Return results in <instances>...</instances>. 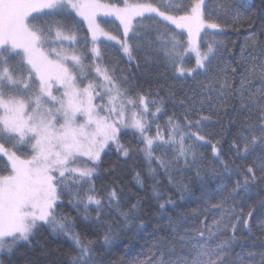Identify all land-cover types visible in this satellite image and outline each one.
I'll return each instance as SVG.
<instances>
[{"label": "trees", "instance_id": "16d2710c", "mask_svg": "<svg viewBox=\"0 0 264 264\" xmlns=\"http://www.w3.org/2000/svg\"><path fill=\"white\" fill-rule=\"evenodd\" d=\"M103 1L151 3L161 12L182 16L190 14L196 0ZM203 12L207 23L219 25L206 27L198 35L202 51L208 53L204 68H198L195 56L188 52L186 29H177L155 13L137 17L128 36L130 55L122 47L120 23L100 18L120 39L101 42L102 69H107L127 98L137 103L144 98L143 136L153 139V154L159 159L150 165L141 134L120 128L118 144L110 143L98 161L86 160L94 170L91 176L68 173L57 186L59 199L53 215L68 231H54L52 225L38 222L27 241L0 251V264H73L79 252L70 239L72 233L91 248L94 264H160L179 256L191 259L200 250L205 259L222 255L225 264H262L264 179L259 169L264 164V145L259 139L255 144L251 141L264 131L259 118V108L264 106V0H205ZM29 23L45 33L46 42L56 40L58 29L76 36L81 60L94 62L90 31L70 9L41 11ZM12 52L10 48L0 51V60L7 57L14 76L30 87L24 90L23 84H5L4 94L34 96L35 75L29 79L23 55ZM181 67L184 73L178 71ZM94 75L98 86H103L101 76ZM132 110L141 113L144 105L138 103ZM174 127L184 134L185 146H191L187 160L177 159L179 135L173 137L177 143H167ZM157 133L164 141L157 139ZM0 142L19 150L13 137L0 134ZM119 145L128 148L129 155ZM250 167L255 180L247 171ZM9 171L0 155V174ZM113 191L115 196H111ZM95 200L100 201L99 207ZM241 210L247 225L232 219L235 231L226 227L229 217ZM217 221H222L219 228ZM223 241L230 244L218 253L217 245Z\"/></svg>", "mask_w": 264, "mask_h": 264}, {"label": "snow or ice", "instance_id": "6c2138e0", "mask_svg": "<svg viewBox=\"0 0 264 264\" xmlns=\"http://www.w3.org/2000/svg\"><path fill=\"white\" fill-rule=\"evenodd\" d=\"M201 3L202 0H196L191 6L189 15L172 16L161 12L151 3L128 4L125 2L124 7L120 8L100 4L98 0H0V47L12 49L13 55L22 54L24 61L30 66L28 78L32 79L34 74L36 83L39 85L34 96L23 98L8 95L6 97L3 91L5 84L9 87H19L23 84L24 90H27L30 85L14 76L13 70L8 66L7 57L0 60L2 65L0 67V110H2L0 134L18 138L22 144L30 143L32 152L30 158L24 159L0 143V153L7 157L10 167V174L0 175V251L5 249L10 251L17 241H27L38 222L52 225L54 231L57 228L62 232L68 231L66 225L57 221L53 215L54 205L59 199L57 186L63 182L68 173H78L81 177L91 176L93 169L69 168L68 165L74 163L80 156H86L91 161H98L101 151L109 141L118 144L120 128H132L141 134L146 145L143 151L150 165L152 161L159 159L153 154V139L143 136L146 131L143 114L147 112L144 98L140 97L138 102L144 105L143 112L127 114L128 109L138 107L137 101L127 98L126 93L120 91L112 77L108 75L107 69L96 66V74L103 77V80L111 87L106 90L109 94L108 106L94 104V99L99 95L95 91L96 86L92 83L83 89L77 86L78 76L73 69H83L81 57L74 53L68 55L55 50H53L57 57L55 60L45 55L39 47L43 39L41 30L35 29L28 23L30 14L42 9L53 12L59 9H73L88 22L93 42H95L98 36L108 35L97 22V13L101 9H108L106 14L116 15L124 26L125 36L129 32L134 17H143L145 13H157L164 20L174 24L177 29H187L189 46L192 47L195 44V37L205 27V21L201 18ZM207 27L215 29L219 25L210 23ZM56 35L63 40H75L74 35H65L59 29ZM110 39L115 40L116 37L110 36ZM122 47L124 52L130 55L126 42L122 43ZM92 51L96 57H99L97 48H93ZM211 51L212 47L209 45L208 52ZM207 59L208 53L201 55L197 49V67L202 68ZM69 63L72 67L68 66ZM178 71L184 73L185 69L181 67ZM80 78H86L83 71L80 72ZM54 85L64 89L59 98L53 95ZM113 92L115 95H112ZM249 102L255 103L251 98ZM101 111H105L106 114L101 115ZM78 117L83 120V123H78ZM259 118L264 121V106L259 108ZM261 128L264 129V123ZM88 129L93 131L89 132ZM171 133L167 143H177L173 137L179 135L177 159L183 157L187 160L191 154V146H185L184 134L179 133L175 127ZM157 139L164 141L159 133H157ZM199 139L203 140V137ZM257 139L261 145H264V131L259 138L253 137L251 143L255 144ZM119 147L125 156L129 155L128 148L123 145ZM247 149L246 144L245 151ZM213 151H216L215 147ZM159 164L167 167L164 161H159ZM259 170L262 174L261 179H264V164ZM247 171L255 180L253 169L250 167ZM237 187L240 185L238 184ZM244 187L247 188V178ZM115 195L113 191L111 196ZM88 200L93 202L94 198L89 196ZM94 202L99 207L100 201ZM124 215L127 216V214ZM243 215L241 210L239 214L230 216L229 225L226 227L230 226L235 231L236 225L231 224L232 219L247 225L248 221L243 219ZM248 215L251 216L252 213L249 212ZM221 223L222 221H217L216 227L219 228ZM200 238L203 239V236L201 235ZM70 239L79 252L78 256L73 257V264H94L91 248L81 241L79 235L72 233ZM105 242H108V236L105 237ZM229 244L230 241L218 244V253H223ZM192 248H197V245H192ZM204 257L205 252L200 250L191 259L187 256H179L175 261L161 260L160 264H225L222 255L218 254L215 260Z\"/></svg>", "mask_w": 264, "mask_h": 264}, {"label": "rangeland", "instance_id": "374dc122", "mask_svg": "<svg viewBox=\"0 0 264 264\" xmlns=\"http://www.w3.org/2000/svg\"><path fill=\"white\" fill-rule=\"evenodd\" d=\"M196 2V1H194ZM98 3L100 4H103V5H109V6H116V7H124V5H119V4H115V3H109V2H105L103 0H98ZM204 4H205V0H202V3H201V18L205 21V27L202 28L200 30V32L202 30H204L206 27H207V24H210V23H207L205 18H204ZM44 10H47V9H42L38 12H33L30 14L29 16V19H28V23L30 22V20L33 18L34 15L40 13L41 11H44ZM72 12L75 13V15L78 16V18H81L85 23H86V26L87 28L89 29L88 27V22L84 19V17L78 15L76 13L75 10L73 9H70ZM108 12V9H101L100 11H98L97 13V22L99 23L100 27L103 29V31L105 33H107L108 35H100L98 36V39L93 43V46H92V50L93 48H97L99 50V57H96L95 54V59H94V62L93 61H88L87 63L82 61V64H83V69L81 70L80 68H74L73 71L77 74L78 76V79H77V86L80 88V89H83L85 86H87L89 83H92L96 86L95 88V91L97 93H99V95L94 99V104L96 105H105L106 107L108 106V101H109V94L107 93V88L111 87V85H108L106 81L103 80V77H100L99 80H102L103 82V86H98V82L96 80V77L94 74H96L95 72V67L96 66H101L100 64V56H101V48H100V44L103 40H108V41H114V42H118L120 39H118V37L113 34L110 30L106 29L102 24H101V19L100 18H103V17H108V18H112L114 20H116L117 22L120 23V25L122 26V30H123V33H124V26L123 24H121L120 20L116 17L115 14H106ZM191 13V12H189ZM157 14V13H155ZM158 15V14H157ZM169 15V14H167ZM189 15V14H187ZM181 16V15H180ZM161 17V16H160ZM163 18V17H162ZM136 20H137V17H134L131 21V27L129 29V32L127 34V36H125L124 34V39H125V42L127 43L128 47H129V44H128V36L131 34V32L134 30V25L136 24ZM30 25V23H29ZM90 31V30H89ZM187 31V29H186ZM63 32V31H62ZM65 35H70L66 32H63ZM44 32L42 33V43L39 45L40 49L43 51V53L47 56H49L50 59H53L55 60L57 57L55 56V54L53 53V50H55V52H60V53H64V54H68V55H71V54H76V55H80L81 51L79 49H77V44L75 42H77V39H76V36H75V40L73 41H68V40H63L62 38H57L56 37V40H53V42H50V41H45V37H44ZM188 34V31L187 33ZM90 35H91V38H92V33L90 31ZM110 36H115L116 39L113 40V39H110ZM93 40V39H92ZM70 43H74V45L72 46ZM199 38H198V35L195 37V44L190 47L189 46V35H188V52L193 54L197 60V49L199 51V53L202 55L204 54V52L202 51L201 49V45L199 44ZM5 49H9V48H5V47H0V51L2 52L3 50ZM130 49V47H129ZM82 59V57H81ZM98 59V60H97ZM26 62V61H25ZM208 62V59L204 62V66L202 68H204L206 66V63ZM86 63V64H85ZM28 65V64H27ZM197 65V64H196ZM69 67H72L71 63H69L68 65ZM28 67L30 68V66L28 65ZM90 70L92 71H89L88 68H90ZM83 71V75L84 77L86 78H80V72ZM98 76V75H97ZM39 87V85H38ZM64 89L62 87H60L59 85H54L53 87V95L57 96L58 98L62 95ZM107 95V96H106ZM112 95H115V92L112 93ZM7 97V96H6ZM102 97V98H101ZM48 106H51V105H48ZM131 112H136L135 110H132V108L128 109V113L127 114H130ZM138 113V112H137ZM0 114H2V110H0ZM101 115H105V111H101L100 113ZM127 114H126V118H127ZM62 122V121H61ZM78 123H83V120L81 118L78 117ZM134 130V129H133ZM89 132L93 131V129H88ZM119 134V133H118ZM15 140H16V147L19 148V150H14V148H11V147H7L5 146L7 149H9L10 151H15L17 153V155L21 156L22 158L24 159H28L31 157L32 155V152H31V145L30 143H20L18 138H15L13 137ZM1 143V142H0ZM112 143V141H109L108 145ZM3 144V143H2ZM107 145V146H108ZM107 146L103 149V151H105V149L107 148ZM103 151H101L100 153V156L101 154L103 153ZM22 152V153H21ZM1 156H3V158H5L7 160V157L3 155V153H0ZM86 160L90 161L91 163H94L96 161H91L89 160L86 156H80L74 163H70L68 165L69 168H80V169H93L89 166H87L85 163H86ZM91 166V165H90ZM10 168V167H9ZM94 173V170L92 171V174ZM10 174V171L7 173V174H0V175H8ZM73 174V173H72ZM78 174V173H76ZM58 188V187H57ZM58 201V200H57ZM56 201V202H57ZM55 206V205H54Z\"/></svg>", "mask_w": 264, "mask_h": 264}]
</instances>
